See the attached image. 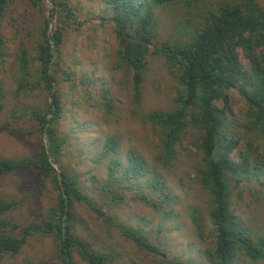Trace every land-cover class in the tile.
Here are the masks:
<instances>
[{
    "label": "trees",
    "instance_id": "trees-1",
    "mask_svg": "<svg viewBox=\"0 0 264 264\" xmlns=\"http://www.w3.org/2000/svg\"><path fill=\"white\" fill-rule=\"evenodd\" d=\"M28 1L42 16L33 53L25 48L17 58L15 93L17 96L42 93L47 100L43 108L34 107L24 114L14 110L11 118L13 122L28 118L43 139L32 157L0 155V183L14 174H34L51 184L55 200L42 221L22 225L11 217L20 208V202L0 194V264L6 257L18 255L33 237L52 240L53 264H78L77 256L85 264H114L115 255L95 249L92 242L78 233L77 204L86 205L108 228L116 229L141 251L159 257L163 264H193L169 259L141 228L118 221L94 202L77 174L61 167L57 170L66 145L61 129L64 107L58 73L69 75L61 66L62 47L72 24H78V8L71 0ZM199 1L100 0L105 6L104 20L112 24L118 40L115 65L131 73L136 103L142 100V84L152 49L153 54L165 58L166 67L178 84L174 109L154 110L143 118L159 137L162 153L157 161L165 168L176 161L177 149L188 131L198 133L196 147L204 165L200 182L210 195L209 216L214 227V245L205 251L208 264H244V259L245 264H260L264 263V237L255 235L233 211L231 195L232 182L239 186L264 175L259 151L264 150V8L257 0H224L215 10L202 15L200 24L186 40L156 44V8L172 4L195 7ZM12 4L13 0H0V113L7 98L2 80L6 56L3 22ZM45 6L49 8L43 11ZM234 91L239 92L245 104L246 122L241 132L235 126L238 122L232 106ZM10 131L28 133L16 127ZM118 147L117 138H108L105 156L116 152ZM120 167L123 173L115 175ZM110 171L111 183L122 188L154 170L141 155L130 151L126 163L114 162ZM147 186L150 194L139 190L135 201L168 216L171 212H166L163 206L170 200L165 182L153 175ZM118 197L123 199L122 194ZM193 222L202 236L203 223L197 214Z\"/></svg>",
    "mask_w": 264,
    "mask_h": 264
},
{
    "label": "rangeland",
    "instance_id": "rangeland-1",
    "mask_svg": "<svg viewBox=\"0 0 264 264\" xmlns=\"http://www.w3.org/2000/svg\"><path fill=\"white\" fill-rule=\"evenodd\" d=\"M71 1L78 8V24H72L62 47L61 66L69 75L63 71L58 73L64 107L61 129L66 136V145L57 170L61 167L77 174L94 202L118 221L141 228L169 259L208 264L205 251L214 245V227L209 216L210 195L200 182L204 165L196 147L198 133L188 131L185 141L177 149L176 161L165 168L157 161L162 153L159 137L143 118L154 110L174 109L178 84L169 73L165 58L151 50L149 70L142 84V100L137 104L131 73L117 69L115 65L118 40L112 24L104 20L105 6L100 0ZM222 1L200 0L195 7L172 4L156 8V44L186 40L200 24L202 15L215 10ZM257 2L264 8V0ZM47 8L45 6L43 11ZM41 16L42 12L33 8L28 0H13L3 22L6 56L2 80L7 98L0 113V155L8 158L34 156L43 139L28 118L17 122L11 118L14 110L24 114L34 107L46 105V94L17 96L15 93L17 58L25 48L33 53ZM232 106L238 122L236 129L241 132L246 122L245 104L238 91L232 94ZM11 127L28 133L16 134L10 131ZM110 137L119 140V147L105 156V144ZM242 145L240 143L239 147ZM130 151L141 155L155 172L120 188L109 180L110 166L114 162L126 163ZM259 151L264 164V150L260 148ZM122 173L120 167L115 175ZM153 175L165 182V192L170 200L163 206L166 212H171L168 216L156 213L134 199L139 190L150 194L147 180ZM0 194L20 202V208L11 217L22 225L42 221L55 200L51 184L28 173L4 179L0 183ZM118 194H122L123 199H119ZM231 202L242 222L255 235L264 237V175L248 179L239 186L232 182ZM75 209L78 233L92 242L95 249L115 255L114 264H163L159 257L141 251L116 229L108 228L86 205L77 204ZM195 214L203 223L202 236L193 222ZM53 248L50 238L33 237L18 255L6 257L1 264H53ZM76 261L85 264L78 256ZM246 262L244 259L243 263Z\"/></svg>",
    "mask_w": 264,
    "mask_h": 264
}]
</instances>
